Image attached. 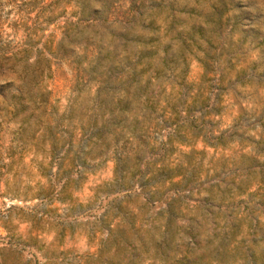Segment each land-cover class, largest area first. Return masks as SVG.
<instances>
[{
    "label": "rangeland",
    "instance_id": "rangeland-1",
    "mask_svg": "<svg viewBox=\"0 0 264 264\" xmlns=\"http://www.w3.org/2000/svg\"><path fill=\"white\" fill-rule=\"evenodd\" d=\"M14 54L0 264H264V0H0Z\"/></svg>",
    "mask_w": 264,
    "mask_h": 264
},
{
    "label": "trees",
    "instance_id": "trees-1",
    "mask_svg": "<svg viewBox=\"0 0 264 264\" xmlns=\"http://www.w3.org/2000/svg\"><path fill=\"white\" fill-rule=\"evenodd\" d=\"M0 65H9L6 66L12 72L16 73L18 76H20L21 80L23 82L29 83L33 82L34 84H40L42 83L45 79L49 78V73H50V59L42 54H38L36 56H29V55H22V56H17L16 54L10 55V56H0ZM43 96L45 94H40V97L42 100H40V103H44L45 101L43 100ZM178 143L182 144V140L179 139ZM51 146L54 147V140H51ZM173 146H170V149H168V152H172ZM52 152H54V148L52 149ZM166 152V151H165ZM167 153V152H166ZM134 160L136 161V169L139 167L137 164L140 161V158L137 156L138 154H135ZM139 173L141 176L148 177L146 178V181L152 178L156 177H162L163 180L167 183H173L172 179L174 177L182 175V169L179 165L175 164V167H170L168 164H163L161 163L155 170L148 172L143 171L138 168ZM139 188L141 191H144L146 189L145 183L140 182L139 183ZM158 188V187H157ZM119 215L117 214V217ZM120 217V216H119ZM123 221V217L119 218V223L116 224V227L114 229H111L110 231L116 234V238L114 240H119L121 239L123 235L122 228L120 227V224ZM110 235V234H109Z\"/></svg>",
    "mask_w": 264,
    "mask_h": 264
}]
</instances>
